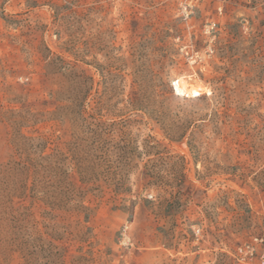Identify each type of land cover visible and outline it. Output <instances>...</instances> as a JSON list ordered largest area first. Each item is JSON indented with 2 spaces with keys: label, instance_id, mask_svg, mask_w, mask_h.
Returning <instances> with one entry per match:
<instances>
[{
  "label": "rangeland",
  "instance_id": "1",
  "mask_svg": "<svg viewBox=\"0 0 264 264\" xmlns=\"http://www.w3.org/2000/svg\"><path fill=\"white\" fill-rule=\"evenodd\" d=\"M57 56L91 78L87 116L129 148L112 159L123 187L89 192L87 222L25 201L57 238L52 264H264V0H0V108L35 114L22 132L47 153L76 148L50 117ZM181 80L207 91L178 95ZM142 97L163 126L131 105ZM11 132L0 123L1 165ZM0 264L24 262L0 243Z\"/></svg>",
  "mask_w": 264,
  "mask_h": 264
},
{
  "label": "trees",
  "instance_id": "2",
  "mask_svg": "<svg viewBox=\"0 0 264 264\" xmlns=\"http://www.w3.org/2000/svg\"><path fill=\"white\" fill-rule=\"evenodd\" d=\"M45 70L47 76H60L64 80L63 89L53 95L57 109L50 117L70 124L75 149L66 152L55 147L47 153V138L22 132L35 114L24 109L4 112L0 108V123L11 126L15 150V157L5 165L0 164V243L11 256L18 254L24 264H52L59 255L54 242L57 238L48 234L52 238L49 240L44 236L47 232L43 235L37 230L32 207L26 206L25 201L30 198L31 204H41L50 210L47 214L84 215L87 222L93 212L85 205L89 192L100 190L101 182L109 188L123 187L124 174L113 169L112 159L118 154L123 159L129 148L128 144L121 147L114 144V139L106 136L111 127L87 116L91 78L59 56L49 59ZM145 100L142 97L131 105L163 126V119L155 111L149 112ZM68 164L74 165L78 182L69 173Z\"/></svg>",
  "mask_w": 264,
  "mask_h": 264
},
{
  "label": "bare ground",
  "instance_id": "3",
  "mask_svg": "<svg viewBox=\"0 0 264 264\" xmlns=\"http://www.w3.org/2000/svg\"><path fill=\"white\" fill-rule=\"evenodd\" d=\"M205 91H207L206 88H202L197 84L186 83L182 80L175 84V92L181 96L198 97Z\"/></svg>",
  "mask_w": 264,
  "mask_h": 264
},
{
  "label": "built area",
  "instance_id": "4",
  "mask_svg": "<svg viewBox=\"0 0 264 264\" xmlns=\"http://www.w3.org/2000/svg\"><path fill=\"white\" fill-rule=\"evenodd\" d=\"M175 84V83H174ZM174 84H173V87H174V90H175V86H174Z\"/></svg>",
  "mask_w": 264,
  "mask_h": 264
}]
</instances>
